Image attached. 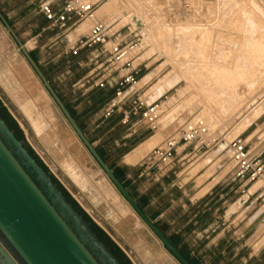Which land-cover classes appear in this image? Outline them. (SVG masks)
<instances>
[{
    "label": "crops",
    "instance_id": "0c3cea01",
    "mask_svg": "<svg viewBox=\"0 0 264 264\" xmlns=\"http://www.w3.org/2000/svg\"><path fill=\"white\" fill-rule=\"evenodd\" d=\"M69 4L90 5L93 11L79 19L71 14L64 30L53 26L42 11L48 7L57 16ZM104 4L103 0H23L22 13L29 18L25 47L30 42L37 45L31 49L35 62L48 82H54L51 86L86 138L139 208L195 264H264V201L259 202L264 190L258 183L230 181L235 166L226 153L227 146L222 150L224 145L217 144L201 152L202 147L195 142L182 143L166 165L147 160L153 149L194 126L184 113L174 118L172 109L165 110L157 133L152 129L153 121L143 117L174 88L157 94L156 84L168 73L161 76L157 73L160 66L153 68V54L132 53L136 46L126 58L117 59L118 55L111 53L113 47L132 46L138 34L134 29H117L112 19L99 18L97 12ZM4 16L11 24L8 14ZM98 24L106 28L109 42L80 46L79 42ZM127 74L134 77V83L127 86L117 112L102 118L105 106L115 98L118 83ZM137 96L142 107L133 114L131 102ZM252 139L253 132L244 141L246 148ZM79 147L83 152L71 154L69 163L86 178L84 187L72 182L79 188L81 200L96 210L118 239L124 241V236L135 229L141 231L151 242L145 249L147 257L153 259L156 251L170 264H178L166 255L87 150ZM247 153L251 158H261L264 149L258 154L251 150ZM223 168L229 170L221 177ZM126 219L135 229L122 223Z\"/></svg>",
    "mask_w": 264,
    "mask_h": 264
},
{
    "label": "rangeland",
    "instance_id": "374dc122",
    "mask_svg": "<svg viewBox=\"0 0 264 264\" xmlns=\"http://www.w3.org/2000/svg\"><path fill=\"white\" fill-rule=\"evenodd\" d=\"M22 2L0 0V9L3 16L8 14L9 25L17 31L15 33L24 45L29 39L25 34L29 18L22 13ZM103 3L101 8L106 6L108 14L98 15L100 8L97 16L112 19L113 26L124 28L122 31L136 30L138 38L133 41L136 48L132 53L153 54V62H156L153 68L160 66L157 73L161 76L168 73L155 86L157 94L174 88L154 104L158 106L152 114L157 133L161 130L159 119L164 115L161 112L172 109L170 114H174V118L184 113L194 128H207L206 144L209 146L202 148L201 152L223 144L221 149L227 146L228 151L225 152L230 154L228 144L237 136L245 141L252 132L253 139L246 150L258 154L264 149V0H103ZM36 46L30 42L27 51L31 54L34 52L31 49ZM0 105L21 132L16 137L9 128L8 122H11L0 115V120L19 146L11 143L2 132L0 138L99 264H111L109 250L104 246L105 250L96 247L84 231L88 225L80 213L71 207L51 181L81 224H77L58 200L50 196L28 166L20 148L37 166L31 154L41 163L77 208L121 251L129 264H170L156 251L153 252V259L145 255V249L151 247V242L134 228L136 226L131 220L126 219L122 223L129 224L134 232L126 234L124 241L120 240L97 216L96 210L81 200L79 188L72 182L84 187L86 178L73 163H69L71 154L83 152L79 149L81 142L42 88L1 22ZM3 113L0 111V114ZM255 159L262 161V170L252 183L263 186L264 155ZM223 169L221 177L229 170ZM263 201L264 198L259 202Z\"/></svg>",
    "mask_w": 264,
    "mask_h": 264
},
{
    "label": "water",
    "instance_id": "95a60500",
    "mask_svg": "<svg viewBox=\"0 0 264 264\" xmlns=\"http://www.w3.org/2000/svg\"><path fill=\"white\" fill-rule=\"evenodd\" d=\"M0 22L71 130L117 193L178 264H191L139 208L135 200L117 180L1 13ZM0 132L15 146H19L12 133L9 132L1 120ZM20 151L28 166L37 176L40 183L44 185L50 196L58 200L61 207L73 217L77 224H81V220L72 212L70 206L65 203L56 188L51 184L48 176L24 150L20 148ZM86 227L84 231H87L96 247L100 250H105L103 245L96 240L95 236ZM0 235L22 264H99L1 138ZM108 256L111 264H117L109 253ZM0 259L3 264H17L1 245Z\"/></svg>",
    "mask_w": 264,
    "mask_h": 264
},
{
    "label": "built area",
    "instance_id": "2783aa9c",
    "mask_svg": "<svg viewBox=\"0 0 264 264\" xmlns=\"http://www.w3.org/2000/svg\"><path fill=\"white\" fill-rule=\"evenodd\" d=\"M92 7L82 6L76 7L72 4L66 5L63 8V11L57 16L53 15L48 7H45L42 11L47 20L52 21L53 26L58 27L60 30H64L67 27V21L70 19L71 14H75L77 17L82 18L86 15L91 14ZM137 41H139L137 39ZM109 42L107 35V30L103 25H96L91 30L89 35L79 42L80 46H91V44H101L104 45ZM134 46H130L127 49L113 47L111 53L117 54V59L126 58L127 53ZM134 83V77L131 74H127L122 77L118 83V89L115 94V98L110 101L104 108L102 113V118L107 119L115 114L119 108L120 102L123 100L124 92L127 86ZM102 86V84H99ZM132 112L136 114L142 107V103L137 96L135 100L131 102ZM158 106L153 105L152 108L147 110L143 117L150 123L153 121V112ZM152 115V117H151ZM153 130H156V126L152 127ZM208 136V131L206 128L200 127H189L181 130L175 137L166 140L160 147L153 149L149 154L147 160L152 164L156 165H166L170 162L173 157L175 149L182 143L195 142L199 144L202 148H207L209 145L206 144V137ZM228 148L230 151V157L234 163V171L230 175V181L235 182L237 180L249 181L252 182L259 172L262 170L260 167L259 159L251 158L246 150V145L244 140L239 136L234 138L229 144ZM261 189L264 190V185L261 186Z\"/></svg>",
    "mask_w": 264,
    "mask_h": 264
},
{
    "label": "trees",
    "instance_id": "16d2710c",
    "mask_svg": "<svg viewBox=\"0 0 264 264\" xmlns=\"http://www.w3.org/2000/svg\"><path fill=\"white\" fill-rule=\"evenodd\" d=\"M31 57L33 58V60L35 61L34 57L32 56V54H30ZM0 111H3V114H0L1 117L5 120V121H10L11 123L8 122L9 128L14 132V135H16V137L18 136V134H20L21 132L18 130L17 126L14 124V122L10 119V117L6 114L5 110L2 108V106L0 105ZM31 156L33 157V159H35V161L37 162L38 166L41 167L42 170L45 171L46 175L48 176L49 180L59 189V191L61 192V194L63 195V197L65 198L66 201H68V203L71 205L72 208L77 209L76 211H78L81 215V217L83 218L84 222L88 225L89 230L93 233V235L95 236V238L97 239V241L99 243H101L106 249L109 250L110 254L112 255V257L116 260V262L118 264H129L128 260L124 257V255L121 253V251L113 245V243L109 240V238L101 231L99 230V228H97L86 216L85 214L80 211L77 206L75 205V203L70 199V197L68 196V194L56 183V181L52 178V176H50V174H48L46 172V170L44 169V167L41 165V163L39 161L36 160V158L31 154ZM170 242L181 252V254L191 263V264H195L194 261H192L185 253L182 249H179L177 247L176 242L170 240Z\"/></svg>",
    "mask_w": 264,
    "mask_h": 264
},
{
    "label": "flooded vegetation",
    "instance_id": "af4514ba",
    "mask_svg": "<svg viewBox=\"0 0 264 264\" xmlns=\"http://www.w3.org/2000/svg\"><path fill=\"white\" fill-rule=\"evenodd\" d=\"M0 245L5 249V251L11 256V258L17 263L22 264L17 256L12 252V250L9 248V246L6 244L2 236L0 235ZM0 262L2 263L1 259ZM3 264V263H2Z\"/></svg>",
    "mask_w": 264,
    "mask_h": 264
},
{
    "label": "bare ground",
    "instance_id": "6f19581e",
    "mask_svg": "<svg viewBox=\"0 0 264 264\" xmlns=\"http://www.w3.org/2000/svg\"><path fill=\"white\" fill-rule=\"evenodd\" d=\"M90 5H82V7L83 8H85V7H89ZM106 7V6H105ZM101 8V11L98 13V15H107L108 13H107V9L106 8ZM25 46V45H24ZM26 48V47H25ZM26 50H27V48H26ZM38 80V79H37ZM43 88V87H42ZM46 92V91H45ZM48 95V94H47ZM50 98V97H49ZM206 130H207V128H206ZM208 131V130H207ZM208 133H209V131H208Z\"/></svg>",
    "mask_w": 264,
    "mask_h": 264
}]
</instances>
